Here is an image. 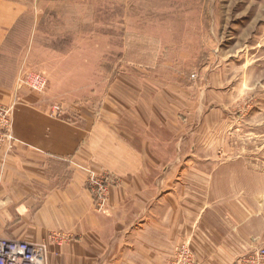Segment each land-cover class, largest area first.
I'll list each match as a JSON object with an SVG mask.
<instances>
[{
	"label": "rangeland",
	"instance_id": "rangeland-1",
	"mask_svg": "<svg viewBox=\"0 0 264 264\" xmlns=\"http://www.w3.org/2000/svg\"><path fill=\"white\" fill-rule=\"evenodd\" d=\"M23 2L33 12L9 36L2 59V80L15 74L16 87L11 103H0L16 109L27 91L47 100L52 116L75 119L85 107L113 113L124 101L121 112L146 116L137 137L148 147L164 142L166 163L145 168L205 172L200 182L217 193L240 187L261 226L244 257L264 252V0ZM30 73L43 75L45 90L20 88L18 79ZM122 117L114 125L126 126ZM177 157L191 161L170 163ZM106 175L117 183L108 198L120 183ZM94 208L106 212L107 203Z\"/></svg>",
	"mask_w": 264,
	"mask_h": 264
},
{
	"label": "crops",
	"instance_id": "crops-1",
	"mask_svg": "<svg viewBox=\"0 0 264 264\" xmlns=\"http://www.w3.org/2000/svg\"><path fill=\"white\" fill-rule=\"evenodd\" d=\"M31 12L22 0H0V100L6 104L16 85L15 74L10 83L2 80L4 51ZM119 104L113 113L85 107L79 118L55 117L47 100L21 92L15 147L0 153V238L45 244L52 235L66 237L49 245V264H166L185 240H192L197 264H233L250 253L261 226L240 187L222 194L200 182L205 172L150 173L145 167L166 163L163 139L148 147L137 137L146 116L129 106L121 112ZM122 113L126 126L117 127ZM104 173L120 184L100 213L86 182Z\"/></svg>",
	"mask_w": 264,
	"mask_h": 264
},
{
	"label": "built area",
	"instance_id": "built-area-1",
	"mask_svg": "<svg viewBox=\"0 0 264 264\" xmlns=\"http://www.w3.org/2000/svg\"><path fill=\"white\" fill-rule=\"evenodd\" d=\"M20 88L28 86L36 92L46 89V79L42 74L30 73L18 79ZM14 110L15 107H7L0 103V151H10L13 148L14 133ZM60 107L55 106L53 112L61 113ZM109 175L100 177H89L87 188L90 191L97 210L107 203V194L110 188L115 186V181L109 182ZM110 179V178H109ZM66 237L52 235L50 242L59 246L66 242ZM190 240H185L177 246L174 257L166 264H197L195 253H193ZM264 252L255 253L253 256L239 259L237 264H264ZM49 264V247L47 243H26L18 240L0 238V264Z\"/></svg>",
	"mask_w": 264,
	"mask_h": 264
},
{
	"label": "bare ground",
	"instance_id": "bare-ground-1",
	"mask_svg": "<svg viewBox=\"0 0 264 264\" xmlns=\"http://www.w3.org/2000/svg\"><path fill=\"white\" fill-rule=\"evenodd\" d=\"M48 247H49V244H48ZM18 264V263H17Z\"/></svg>",
	"mask_w": 264,
	"mask_h": 264
}]
</instances>
